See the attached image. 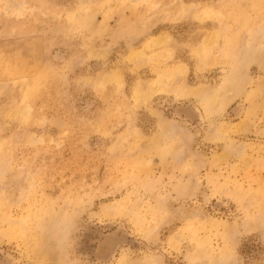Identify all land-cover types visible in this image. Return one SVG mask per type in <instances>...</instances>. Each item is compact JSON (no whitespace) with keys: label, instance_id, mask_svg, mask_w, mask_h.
<instances>
[{"label":"rangeland","instance_id":"obj_1","mask_svg":"<svg viewBox=\"0 0 264 264\" xmlns=\"http://www.w3.org/2000/svg\"><path fill=\"white\" fill-rule=\"evenodd\" d=\"M0 264H264V0H0Z\"/></svg>","mask_w":264,"mask_h":264},{"label":"bare ground","instance_id":"obj_2","mask_svg":"<svg viewBox=\"0 0 264 264\" xmlns=\"http://www.w3.org/2000/svg\"><path fill=\"white\" fill-rule=\"evenodd\" d=\"M239 74V73H238ZM167 76V75H166ZM235 76V75H234ZM237 77V76H236ZM236 80H238V79H236ZM238 82V81H237ZM158 84H164V83H162V82H157ZM229 83V82H228ZM240 84V83H239ZM230 85V84H229ZM237 85V84H236ZM231 86V85H230ZM239 86V85H238ZM238 86L236 87V88H238ZM232 88H233V86L230 88L231 90H232ZM235 88V87H234ZM226 89H229L228 87L226 88ZM239 89V88H238ZM233 90H237V89H233ZM238 91V90H237ZM228 92V91H227Z\"/></svg>","mask_w":264,"mask_h":264}]
</instances>
